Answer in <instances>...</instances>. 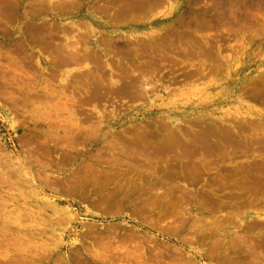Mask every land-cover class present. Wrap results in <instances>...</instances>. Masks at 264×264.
<instances>
[{"label":"rangeland","instance_id":"obj_1","mask_svg":"<svg viewBox=\"0 0 264 264\" xmlns=\"http://www.w3.org/2000/svg\"><path fill=\"white\" fill-rule=\"evenodd\" d=\"M55 1L0 0V264H264V0Z\"/></svg>","mask_w":264,"mask_h":264},{"label":"bare ground","instance_id":"obj_2","mask_svg":"<svg viewBox=\"0 0 264 264\" xmlns=\"http://www.w3.org/2000/svg\"><path fill=\"white\" fill-rule=\"evenodd\" d=\"M59 1H60V0H59ZM59 1L57 0V1H55V3H56V2L59 3ZM63 1H64V0H63ZM66 1H67V0H66ZM69 1H70V0H69ZM71 1H72V0H71ZM76 1L78 2V0H76ZM128 1H129V0H128ZM128 1H127V2H128ZM135 1H137V2L140 3V0H139V1H138V0H130V1H129L130 5L132 6V4L135 3ZM142 1L145 2V0H142ZM154 1H156V0H154ZM154 1H153V3H152V1H148V2H149L148 4H149V5H150V3H151V4H156V3L158 2V0H157L156 3H154ZM60 2L63 3L62 1H60ZM125 2H126V1H125ZM146 2H147V1H146ZM146 2H145V3H146ZM40 3H43V2H40ZM61 3H59V4L61 5ZM70 3H71V2H70ZM78 3H79V2H78ZM139 3H135V5H137V6H136L137 8L140 7V6H139ZM141 3H142V2H141ZM65 4L68 6L69 3L67 4V2H66ZM65 4H64V5H65ZM73 4H74V3H73ZM76 4H77V3H76ZM3 5H4V4H3ZM8 5H9V6H7V5H5V6L8 8V7H10V4H8ZM60 5H59V6H60ZM62 5H63V4H62ZM71 5H72V4H71ZM130 5H129V6H130ZM135 5H133V6H135ZM142 5H143V3H142ZM142 5H141V7H142ZM40 6H41V5H40ZM40 6H39V7H40ZM42 6H43V5H42ZM67 6H66V7H67ZM125 6H126V4H125ZM125 6H124V7H125ZM129 6H128L127 8H129ZM11 7H12V6H11ZM66 7H65V8H66ZM143 7H144V6H143ZM3 8H4V7H3ZM7 8H5L4 10H6V12H9L11 8H8V9H7ZM37 8H38V7H37ZM43 8H44V6H43ZM55 8H56V5H55ZM57 8H58V7H57ZM63 8H64V7H63ZM65 8H64V9H65ZM68 8H69V7H68ZM68 8H67V9H68ZM60 9H62V8H60ZM60 9H59V11H60ZM124 9H125V8H124ZM124 9H122V10H123V13H124ZM130 9H131V7H130ZM132 9L134 10V7H133ZM7 10H9V11H7ZM39 10H40V9H39ZM62 10H63V9H62ZM65 10H66V9H65ZM65 10H64V11H65ZM122 10L120 11V14H121L120 16H122ZM125 10H126V9H125ZM127 10H128V9H127ZM133 10H131V11H133ZM55 11H56V10H55ZM128 11H130V10H128ZM62 12H63V11H62ZM3 13H4V11H3ZM13 13H14V12H13ZM44 13H45V12H44ZM125 13H126V12H125ZM8 14H10V13H8ZM233 14H234V13H233ZM5 15H7V14L5 13L4 16H5ZM11 15H12V14H11ZM54 15H56V14H54ZM234 16H235V15H234ZM8 17H9V15H8ZM70 24H71V23H70ZM42 25H44V24H42ZM74 25H75V23H74ZM28 26H29V25H28ZM68 26H69V25H68ZM78 26H79V25H78ZM29 27H30V28L32 27V28L30 29V31H29V33L31 34V37H32V41H33L32 46H33V45L35 46V43L43 44V42L46 40L47 37H48L47 40H50V41H51V37H52V36L50 35L51 33L48 32V31H51V32H52V31H53V28H54L53 26H52L53 28L51 27V30H48V29H46L44 26H42V27H44L43 29L47 30V32H48L47 34L45 33V35H47V37H45V36L42 34V31H43L42 28L40 29V27H35V26L33 27V25H32V26L30 25ZM29 27H27V29H29ZM64 27L66 28L67 26H64ZM64 27H63V25H62L61 28L64 29ZM56 28H57V27H56ZM59 28H60V26H59ZM59 28H58V29H59ZM70 28H74V29H73L72 31H70V32L77 31V30L75 29L74 26L71 27V25H70ZM70 28H67L65 31L67 32ZM27 29H26V30H27ZM79 29H80V28H79ZM22 30H23V29H22ZM22 30H21V32H22ZM26 30H25V31H26ZM45 30H44V32H46ZM55 30H56V29L54 28V31H53V32H56ZM61 30H62V29H61ZM70 30H71V29H70ZM80 30H81V32H83L82 29H80ZM27 31H28V30H27ZM57 31H58V30H57ZM65 31H64V33H65ZM78 31H79V30H78ZM78 31H77V33H78ZM79 32H80V31H79ZM22 33H23V32H22ZM60 33H61V32L59 31V34H60ZM68 33H69V31L67 32V34H68ZM77 33H76V35L74 34L75 37L79 36V35H77ZM26 34H27V32H26ZM40 34H41V35H40ZM48 34H49V36H48ZM54 34H55V33H54ZM61 34H62V33H61ZM71 34H72V33H71ZM24 35H25V34H24ZM27 35H28V34H27ZM36 35H37L38 37H36ZM52 35H53V33H52ZM56 35H58V34L56 33ZM65 35H66V33H65ZM68 35H70V33H69ZM68 35H67L66 37L69 38ZM29 36H30V35H29ZM29 36H27V37H29ZM43 36H44L45 38H43ZM58 36H59V35H58ZM72 36H73V34H72ZM72 36H71L70 38L73 39ZM39 37H40V38H39ZM49 37H50V39H49ZM53 37H54V35H53ZM59 37H60V36H59ZM61 37H63V36H61ZM29 38H30V37H29ZM29 38H28V39H29ZM57 38H58V37L56 36V39H57ZM70 38H69V39H70ZM28 39H27V40H28ZM79 39H80V37H79ZM25 40H26V39H25ZM52 40H53V39H52ZM54 40H55V37H54ZM54 40H53V41H54ZM67 40H68V39H67ZM67 40H66V41H67ZM29 41H30V42H29V44H30L32 41H31V39H30ZM50 41H49V42L45 41V42H47L46 44L49 45ZM68 41H70V40H68ZM77 41H78V38H77ZM77 41H76V39H75V43H76V45H78V44H77ZM54 42H55V41H54ZM72 42H73V41H70V43H72ZM23 43H25V42H23ZM70 43H69V42L67 43L68 46H69V45H73V46L69 47V48L67 49V52L65 51V50H66V49H65V48H66V43H65V44L63 43V44L65 45L64 47H63L62 45H60V44H58V45L56 44L57 46H55V47H58V46H62V47H63V48H62V47H61V48H62L64 51H61L62 49L59 50V47L57 48V49L59 50V52L61 51V54H64V52H65V54H66V53H67V54H68V53H69V54H73V53H75V54H79L80 51H79V53H76V52H78V51H76V50H77V47H76L75 44H73L74 42H73L72 44H70ZM78 43H79L78 46H80V42H78ZM44 44H45V43H44ZM46 44H45V45H46ZM23 45H25V44H23ZM54 45H55V44H54ZM74 45H75V46H74ZM14 46H15V45H14ZM16 46H18V45H16ZM16 46H15V47H16ZM19 46H20V45H19ZM38 46H39V45H37V48H38ZM41 46H42V45H41ZM41 46H39V47H41ZM49 46H50V45H49ZM49 46H48V47H49ZM68 46H67V47H68ZM20 47H21V46H20ZM29 47H30V46H29ZM55 47H54V48H55ZM81 47H82V46H81ZM41 48H42V47H41ZM85 48H86V47H85ZM14 49H15V48H14ZM19 49H22V47L19 48ZM57 49H56V50H57ZM78 49H79V47H78ZM25 50H26V48H25ZM56 50H55V51H56ZM17 51H18V50H17ZM55 51H54V52H55ZM75 51H76V52H75ZM23 52H24V51H23ZM62 52H63V53H62ZM55 53H56V52H55ZM57 54H58V53H57ZM67 54H66V56H67ZM69 54H68V55H69ZM75 54H73V55H71V56L73 57ZM67 57H68V56H67ZM72 57L69 58L70 60L68 59L69 62L71 61V59L73 60ZM74 57H75V56H74ZM76 57H77V56H76ZM61 59H62V58H61ZM61 59H59V60L61 61ZM76 60H77V58H76ZM76 60L74 59V61H76ZM63 61H64V59H63ZM65 61H66V59H65ZM65 61H64V62H65ZM69 62H68V63H69ZM72 62H73V61H72ZM65 63H66V62H65ZM142 93H144V91H143ZM144 94H145V93H144ZM79 96H80V95H79ZM79 98H80V97H79ZM80 99H81V98H80ZM97 139H98V138H97ZM196 141H197V140H196ZM201 143H202V142H201ZM195 144H196V143H195ZM197 144H198V143H197ZM199 144H200V143H199ZM204 144H205V143H204ZM209 145H210V144H209ZM205 146H206V145H205ZM203 147H204V146H203ZM162 149H163V148H162ZM199 149H200V147H199ZM211 149H212V148H210V150H211ZM202 150H203V149H202ZM206 150H207V148H206ZM208 150H209V149H208ZM158 151H159V150H158ZM161 151H162V150H161ZM201 153H202V152H201ZM180 154H181V153H180ZM32 182H33V181H32ZM67 208H68V207H67ZM71 212H72V211H71ZM259 218H260V217H259ZM57 220H58V219H57ZM60 220H61V218H60ZM61 221H62V220H61Z\"/></svg>","mask_w":264,"mask_h":264}]
</instances>
